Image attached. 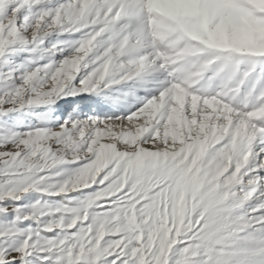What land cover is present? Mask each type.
Masks as SVG:
<instances>
[{
	"label": "snow or ice",
	"instance_id": "6c2138e0",
	"mask_svg": "<svg viewBox=\"0 0 264 264\" xmlns=\"http://www.w3.org/2000/svg\"><path fill=\"white\" fill-rule=\"evenodd\" d=\"M0 264H264V0H0Z\"/></svg>",
	"mask_w": 264,
	"mask_h": 264
},
{
	"label": "rangeland",
	"instance_id": "374dc122",
	"mask_svg": "<svg viewBox=\"0 0 264 264\" xmlns=\"http://www.w3.org/2000/svg\"><path fill=\"white\" fill-rule=\"evenodd\" d=\"M42 112H43V111H39V112H37V113H42ZM24 120H25V122H31V123H36V122H37L35 118H33V117H28V116H25V117H24Z\"/></svg>",
	"mask_w": 264,
	"mask_h": 264
},
{
	"label": "bare ground",
	"instance_id": "6f19581e",
	"mask_svg": "<svg viewBox=\"0 0 264 264\" xmlns=\"http://www.w3.org/2000/svg\"><path fill=\"white\" fill-rule=\"evenodd\" d=\"M36 111L39 112V111H44V110L43 109H37Z\"/></svg>",
	"mask_w": 264,
	"mask_h": 264
}]
</instances>
